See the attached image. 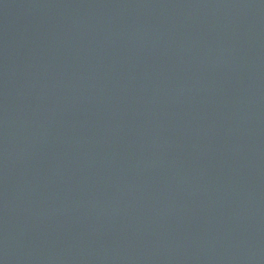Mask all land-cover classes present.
I'll return each instance as SVG.
<instances>
[{
	"label": "water",
	"instance_id": "obj_1",
	"mask_svg": "<svg viewBox=\"0 0 264 264\" xmlns=\"http://www.w3.org/2000/svg\"><path fill=\"white\" fill-rule=\"evenodd\" d=\"M0 264H264V0H0Z\"/></svg>",
	"mask_w": 264,
	"mask_h": 264
}]
</instances>
